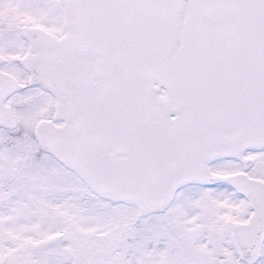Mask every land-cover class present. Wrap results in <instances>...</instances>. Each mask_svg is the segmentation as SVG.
I'll return each instance as SVG.
<instances>
[{"label": "snow or ice", "instance_id": "6c2138e0", "mask_svg": "<svg viewBox=\"0 0 264 264\" xmlns=\"http://www.w3.org/2000/svg\"><path fill=\"white\" fill-rule=\"evenodd\" d=\"M0 264H264V0H0Z\"/></svg>", "mask_w": 264, "mask_h": 264}]
</instances>
